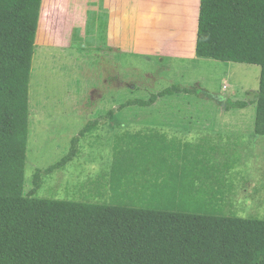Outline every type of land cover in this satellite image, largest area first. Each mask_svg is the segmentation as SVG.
Masks as SVG:
<instances>
[{"label": "trees", "instance_id": "16d2710c", "mask_svg": "<svg viewBox=\"0 0 264 264\" xmlns=\"http://www.w3.org/2000/svg\"><path fill=\"white\" fill-rule=\"evenodd\" d=\"M40 3L0 0V264H264V219L225 215L212 204L184 206L178 198L182 173L175 174V144L161 151L157 142L140 140V132L114 137L107 203L35 196L41 175L62 170L78 155V137L71 139L65 156L35 171L33 187L24 193L28 91ZM194 55L259 67L253 125L254 133L264 136V0H199ZM202 92L208 95L199 87L174 83L118 109L149 108L159 99ZM247 105L226 100L225 110ZM143 163L145 194L130 197L120 190L122 183H136L127 169Z\"/></svg>", "mask_w": 264, "mask_h": 264}, {"label": "rangeland", "instance_id": "374dc122", "mask_svg": "<svg viewBox=\"0 0 264 264\" xmlns=\"http://www.w3.org/2000/svg\"><path fill=\"white\" fill-rule=\"evenodd\" d=\"M193 1H184L181 14L179 17L176 14V19L167 21L159 15V32L163 33L155 37L152 30L146 29L154 16L153 5L145 4L143 0L140 24L143 25L144 51L117 56L114 52L104 54L92 49L76 51L72 45L61 51L45 44L53 31L49 0H42L34 41L37 49L32 58L28 91L29 127L24 193L32 189L35 171L44 170L65 156L74 137L79 140L77 157L61 170L62 173L55 171L49 175L53 174L57 181H48L50 186L46 183L47 175H41V187L36 191V197L64 199V193L77 196L78 182L84 180L87 189L83 195L87 196L89 186L108 175L116 135L167 122L241 124L245 126L243 131L249 129L251 124L253 128L260 69L247 64L198 59L194 56V49L192 57L195 34ZM145 6L147 11L149 9L146 23ZM147 44L150 45L149 49H145ZM174 83L194 89L199 87L208 95L204 92L187 96L180 94L159 99L145 110L118 109L127 100L147 98ZM226 100H243L248 105L242 110L225 111ZM100 108L117 111V116L112 117L115 121L110 126H102L90 139L79 137L84 121L93 120L84 112ZM175 110L188 113L183 112L186 116L171 115ZM176 133L173 130L168 132L172 135ZM257 137L238 142L232 138L226 145L242 161L232 178L235 189L233 210L239 215L264 217V136ZM55 188L60 198L55 197V191H50ZM76 196L73 200L78 201Z\"/></svg>", "mask_w": 264, "mask_h": 264}, {"label": "crops", "instance_id": "0c3cea01", "mask_svg": "<svg viewBox=\"0 0 264 264\" xmlns=\"http://www.w3.org/2000/svg\"><path fill=\"white\" fill-rule=\"evenodd\" d=\"M184 1L185 0H145V4L152 3L154 9V16L146 29L152 30L151 33L153 36L158 37L160 33H163V31L159 32L158 17H165L167 21L176 19L177 16L179 17L181 14ZM142 2L143 0H49L50 26L53 33L47 38L45 44L52 46L53 49L61 51L72 45L73 48L77 49L76 51L92 49L104 54L107 52H114L117 56L132 55L137 51H144V40L141 32V27L143 25L142 23L140 24ZM193 2L195 4V34L192 46V57L196 40L199 0H194ZM41 5L42 0L40 9ZM148 17L149 9L147 11L145 6V23ZM170 23L171 22H169V25H171ZM38 26L39 16L37 29ZM169 29L170 27H168V30ZM162 30L165 29L162 28ZM55 32H57V35ZM149 46L148 44L145 45V49H149ZM35 49L37 48L34 45V50ZM145 109L148 108L137 110ZM183 112L188 113V111L184 110H175L171 115L179 114L181 116H186ZM117 114V111L115 112L111 109L103 108L91 109L84 112V115L93 120L84 121L85 125L82 130L86 128L90 129L85 132L81 138L90 139L96 136V132L102 126H110V124L115 121L112 117L117 116ZM190 115H188V117ZM162 127L167 129H162ZM243 127L245 126L241 124L229 126L216 123L197 124L184 122L170 124L167 122L161 125H149L142 130H137L130 134L136 135V133L140 132V137H138L140 140L143 142H145V140L157 142L161 151H163L165 146H169L171 143L175 144V149L179 151V158L175 155L173 159L175 174L179 177L182 173V178H180L181 191L178 198L184 206L194 207L196 203L204 205L212 204L215 208H219L225 215H234L243 219H264V217L258 215H239L233 210L234 205L232 198L235 189L232 178L239 170L242 161L238 155L232 154L230 148H227L226 143L232 138H234L235 141L237 139V142L238 140L244 141L247 138L252 140L258 139V135L254 133V125L253 128H251L250 124L249 129H246V131H243ZM169 130H173L177 133L173 135L168 134ZM230 132H239L240 134L231 135ZM145 135H147V139H145ZM164 153L165 158L168 159V155H166V152ZM112 160L113 158L110 162L107 177L102 176L100 181L89 186L90 189H88L87 196L83 195L87 189L84 180L78 182L77 196L73 195L74 193L66 195V193H64L66 183H64V196L62 197L64 199H48H72L70 201H75L73 199L76 196L78 200L76 202L107 203L111 195L110 181ZM127 164L129 163L127 162ZM164 171L163 169L162 173H164ZM60 173H62V171ZM162 173L157 176L159 181L162 180ZM49 175L50 174L47 175L48 178L46 180L48 186H50L48 181L57 182L53 174L51 176ZM129 175H132L136 183H127L126 186L122 183L120 190H125L130 197L140 194L144 195L145 188H143L141 184L145 183V163H143L141 168H128L127 176ZM54 182L52 184H54ZM122 182H124L123 179ZM56 189L57 188L49 190L55 191V197L60 198L59 191H56Z\"/></svg>", "mask_w": 264, "mask_h": 264}]
</instances>
